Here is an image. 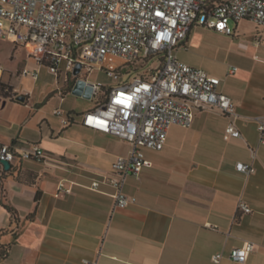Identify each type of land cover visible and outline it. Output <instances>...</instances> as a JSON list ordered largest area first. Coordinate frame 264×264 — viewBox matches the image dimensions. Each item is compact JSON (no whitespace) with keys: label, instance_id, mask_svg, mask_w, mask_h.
I'll use <instances>...</instances> for the list:
<instances>
[{"label":"crops","instance_id":"crops-1","mask_svg":"<svg viewBox=\"0 0 264 264\" xmlns=\"http://www.w3.org/2000/svg\"><path fill=\"white\" fill-rule=\"evenodd\" d=\"M231 26V35L191 26L186 49L176 54L220 79L217 89L234 102L237 116L206 107L191 126H170L161 150L144 151L151 166L125 179L123 193L136 198L125 209L114 207L107 181L98 190L89 186L111 176L112 161L128 153L129 143L81 123L87 109L76 111L63 74L47 71L53 82L38 96L35 87L11 84L13 98L24 99L0 101V142L17 153L38 144L46 157L18 159L10 171L0 164V249L8 246L0 264H264V145L257 130V119H264V29L247 19ZM200 28L220 40L214 52L191 50ZM181 51L191 53L181 59ZM231 120L241 136L224 140ZM237 161L252 162L254 172H238ZM239 199L251 212L237 210ZM245 241L253 242L252 251L243 263L233 261L230 251ZM216 252L223 254L218 263L211 259Z\"/></svg>","mask_w":264,"mask_h":264},{"label":"built area","instance_id":"built-area-1","mask_svg":"<svg viewBox=\"0 0 264 264\" xmlns=\"http://www.w3.org/2000/svg\"><path fill=\"white\" fill-rule=\"evenodd\" d=\"M243 19L264 29V0H0V39L25 48L37 65L35 69L23 66L20 75L36 80L44 67L55 77H70L71 87L77 78L91 87L95 102L82 113L81 123L127 141L130 148L126 155L115 156L111 176L102 175L89 188L98 190L100 182L107 181L115 190L114 207L125 209L136 202L122 191L125 179L139 177L143 168L151 166L144 151L161 150L170 126H191L195 112L206 107L237 116L234 102L217 89L220 79L181 61L176 51L186 49L193 25L231 35V23ZM108 55L122 58L125 64L104 68L101 61ZM155 57L156 67L139 71L137 61L146 63ZM95 68L118 82L105 88L100 81L88 80L85 74ZM3 74L0 64V80ZM53 113L62 111L55 108ZM67 122L68 116L63 117L62 123ZM257 130L258 145H264V119H257ZM240 136L232 120L224 126V140ZM249 150L254 159L256 148ZM45 157L38 144L17 153L12 145L0 142V164ZM235 169L245 176L255 170L252 162L242 161L235 163ZM69 190L59 187L58 192ZM237 210L251 212L242 199ZM252 249L253 242L245 241L229 257L243 263ZM222 255L216 252L211 259L218 263Z\"/></svg>","mask_w":264,"mask_h":264},{"label":"rangeland","instance_id":"rangeland-1","mask_svg":"<svg viewBox=\"0 0 264 264\" xmlns=\"http://www.w3.org/2000/svg\"><path fill=\"white\" fill-rule=\"evenodd\" d=\"M245 30H251V24H246L244 26ZM195 45L191 49L201 54H208L215 51V49L220 45V40L212 33L207 30L198 29L197 36H195ZM191 53V52H190ZM189 52L185 53L184 51L179 52V57L183 59L186 55L190 54ZM104 68H116L122 67L125 64V61L117 56L108 55L101 61ZM206 64L209 62L205 61ZM0 64L4 70L2 79L0 80V101L5 100L6 98H13V87L17 88H30L35 87V96H38L41 93V88L44 85H51L53 82V76L49 74L46 68L42 67L39 69L38 79L33 81L30 77H23L20 75V70L23 66L34 65L35 62L33 59L26 56V49L20 46L14 45L12 42L8 41L5 38L0 39ZM139 71H144L148 68H154L158 64L157 57L148 60L146 63L143 60L136 62ZM138 71V72H139ZM137 73L134 72L131 74L134 77ZM70 75H68L69 77ZM88 80L90 81H100L105 88L108 86L115 85L118 81L108 78L103 72L96 70V68L85 74ZM69 81L70 77L68 78ZM10 82V83H9ZM68 99L75 100L76 111L86 110L92 105H94L95 100L93 98L87 99L84 97L76 96L74 94H69ZM16 101V100H15ZM72 103V102H69ZM124 141V140H123ZM127 147L124 145V148Z\"/></svg>","mask_w":264,"mask_h":264},{"label":"water","instance_id":"water-1","mask_svg":"<svg viewBox=\"0 0 264 264\" xmlns=\"http://www.w3.org/2000/svg\"><path fill=\"white\" fill-rule=\"evenodd\" d=\"M79 71V67H76V69L73 71V73L76 75ZM71 93L76 95V96H80V97H84L87 99L91 98V87L89 85H87L85 83V81L81 78H77L75 80V82L73 83L71 89H70ZM24 97L21 95H17L15 97L16 101H23ZM1 165L3 166L4 170H9L11 168V164L7 161H1Z\"/></svg>","mask_w":264,"mask_h":264},{"label":"trees","instance_id":"trees-1","mask_svg":"<svg viewBox=\"0 0 264 264\" xmlns=\"http://www.w3.org/2000/svg\"><path fill=\"white\" fill-rule=\"evenodd\" d=\"M1 86L2 85L0 84V87ZM7 171H10V169ZM17 178H19V177L17 176ZM1 204L11 213V215H14L15 210L13 207H11L9 204L3 202L2 200H1ZM7 254H8V246H6L5 248H1L0 249V261L3 260L7 256Z\"/></svg>","mask_w":264,"mask_h":264},{"label":"snow or ice","instance_id":"snow-or-ice-1","mask_svg":"<svg viewBox=\"0 0 264 264\" xmlns=\"http://www.w3.org/2000/svg\"><path fill=\"white\" fill-rule=\"evenodd\" d=\"M118 102H121V101H118Z\"/></svg>","mask_w":264,"mask_h":264}]
</instances>
